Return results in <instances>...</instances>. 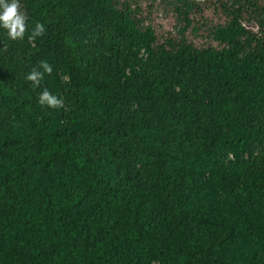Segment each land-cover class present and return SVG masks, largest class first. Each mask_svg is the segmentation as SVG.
I'll return each mask as SVG.
<instances>
[{
  "label": "trees",
  "instance_id": "trees-1",
  "mask_svg": "<svg viewBox=\"0 0 264 264\" xmlns=\"http://www.w3.org/2000/svg\"><path fill=\"white\" fill-rule=\"evenodd\" d=\"M162 2L20 0L25 38L0 27V264H264V0Z\"/></svg>",
  "mask_w": 264,
  "mask_h": 264
},
{
  "label": "clouds",
  "instance_id": "clouds-1",
  "mask_svg": "<svg viewBox=\"0 0 264 264\" xmlns=\"http://www.w3.org/2000/svg\"><path fill=\"white\" fill-rule=\"evenodd\" d=\"M0 27L7 31L8 37L13 40H23L28 32V17L21 10L20 0H0ZM45 26L36 22L28 35L29 42H33L37 37L44 35ZM53 66L47 60H41L37 67L26 75V80L32 82V86L37 88L44 79L45 74H52ZM38 103L50 108H64L63 99L52 94L45 88L38 96Z\"/></svg>",
  "mask_w": 264,
  "mask_h": 264
},
{
  "label": "rangeland",
  "instance_id": "rangeland-1",
  "mask_svg": "<svg viewBox=\"0 0 264 264\" xmlns=\"http://www.w3.org/2000/svg\"><path fill=\"white\" fill-rule=\"evenodd\" d=\"M164 2H162V11L160 13V16L163 15H167V16H179L180 14L177 13V11H175V9L181 8L184 10L185 7H183V5L185 3H189L191 1L195 2V3H206L207 1H212V0H163ZM229 1L231 4H234L235 2L239 3L242 0H227ZM176 12V13H175ZM243 25L253 31H257L258 27L257 24L252 20V19H243ZM179 29V27H175L174 31H177ZM144 56V52L140 51L138 54V57H142Z\"/></svg>",
  "mask_w": 264,
  "mask_h": 264
}]
</instances>
